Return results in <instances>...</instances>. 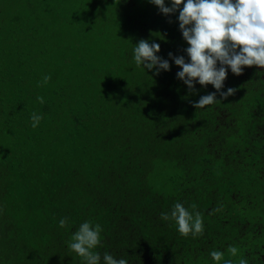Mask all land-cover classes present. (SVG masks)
I'll list each match as a JSON object with an SVG mask.
<instances>
[{
	"label": "trees",
	"instance_id": "1",
	"mask_svg": "<svg viewBox=\"0 0 264 264\" xmlns=\"http://www.w3.org/2000/svg\"><path fill=\"white\" fill-rule=\"evenodd\" d=\"M178 16L149 0H0V264H84L68 242L85 221L103 228L101 264L238 260L230 245L264 264V68L229 69L236 93L196 109L216 89L177 78ZM141 39L170 71L136 66ZM178 201L197 204L203 235L161 219Z\"/></svg>",
	"mask_w": 264,
	"mask_h": 264
},
{
	"label": "clouds",
	"instance_id": "2",
	"mask_svg": "<svg viewBox=\"0 0 264 264\" xmlns=\"http://www.w3.org/2000/svg\"><path fill=\"white\" fill-rule=\"evenodd\" d=\"M156 5L160 12L169 16L179 11V29L188 47L184 49L185 56H168L181 69L177 78L187 85L190 92H196V84L203 87L212 85L216 92H211L193 102V107L202 109L212 105L217 100V92L223 99L236 93L237 89L229 87L222 91L228 76V70L237 76L243 74L246 67L264 68V0H170L171 6H166L165 0H149ZM182 6V7H181ZM172 21L169 20V23ZM134 62L137 67L155 70L156 74L170 71L168 59L158 56L161 51L159 43L141 39L134 47ZM52 77L44 75L39 82L40 87L46 86ZM43 104V96L37 97ZM221 102V101H219ZM43 116L35 112L31 115V126H39ZM191 211L181 202H176L169 213H161L164 221H174L181 236L193 237L203 235V215L192 203ZM217 207L212 214L220 212ZM68 218H62L59 226L64 228ZM102 226L91 221L83 222L72 234L68 248L82 258L84 264H101V255L94 251L101 245ZM227 252L232 258L224 259L225 253L219 250L211 251L210 255L215 264H249V261L240 255L237 246H229ZM103 264H129L124 258L116 259L105 252Z\"/></svg>",
	"mask_w": 264,
	"mask_h": 264
},
{
	"label": "rangeland",
	"instance_id": "3",
	"mask_svg": "<svg viewBox=\"0 0 264 264\" xmlns=\"http://www.w3.org/2000/svg\"><path fill=\"white\" fill-rule=\"evenodd\" d=\"M27 65V64H26ZM42 65H47L46 63H43Z\"/></svg>",
	"mask_w": 264,
	"mask_h": 264
}]
</instances>
